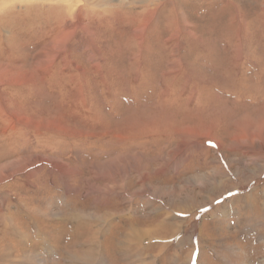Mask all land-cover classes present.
<instances>
[{"label": "rangeland", "instance_id": "obj_1", "mask_svg": "<svg viewBox=\"0 0 264 264\" xmlns=\"http://www.w3.org/2000/svg\"><path fill=\"white\" fill-rule=\"evenodd\" d=\"M0 264H264V0H0Z\"/></svg>", "mask_w": 264, "mask_h": 264}, {"label": "bare ground", "instance_id": "obj_2", "mask_svg": "<svg viewBox=\"0 0 264 264\" xmlns=\"http://www.w3.org/2000/svg\"><path fill=\"white\" fill-rule=\"evenodd\" d=\"M16 165H17V164H16ZM13 166H14V164H13ZM6 171H8V170H5V172H6Z\"/></svg>", "mask_w": 264, "mask_h": 264}]
</instances>
